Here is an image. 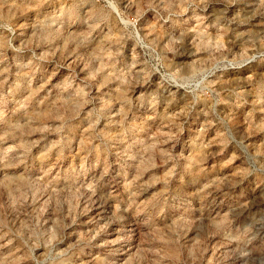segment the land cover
I'll list each match as a JSON object with an SVG mask.
<instances>
[{
	"label": "rangeland",
	"instance_id": "rangeland-1",
	"mask_svg": "<svg viewBox=\"0 0 264 264\" xmlns=\"http://www.w3.org/2000/svg\"><path fill=\"white\" fill-rule=\"evenodd\" d=\"M0 264H264V0H0Z\"/></svg>",
	"mask_w": 264,
	"mask_h": 264
},
{
	"label": "built area",
	"instance_id": "built-area-1",
	"mask_svg": "<svg viewBox=\"0 0 264 264\" xmlns=\"http://www.w3.org/2000/svg\"><path fill=\"white\" fill-rule=\"evenodd\" d=\"M96 1L103 2V3H109V0H96Z\"/></svg>",
	"mask_w": 264,
	"mask_h": 264
}]
</instances>
